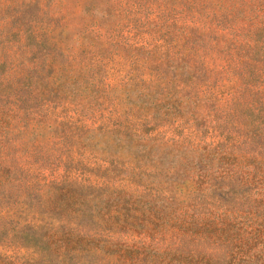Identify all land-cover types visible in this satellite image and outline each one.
Wrapping results in <instances>:
<instances>
[{"label": "trees", "instance_id": "trees-1", "mask_svg": "<svg viewBox=\"0 0 264 264\" xmlns=\"http://www.w3.org/2000/svg\"><path fill=\"white\" fill-rule=\"evenodd\" d=\"M155 2L129 5L128 35L80 26L69 44L65 35L75 24L53 15L50 1L0 0V234L29 251L0 254V264H92L94 254L125 264H264V0ZM150 30L159 33L152 44L134 40ZM112 61L125 70L114 82L101 76ZM137 86L148 87L142 103L125 94L139 95ZM115 87L112 106L132 122L104 129L54 113L69 106L93 112ZM171 89L179 102H209L207 124L222 138L144 133L155 92ZM109 142L129 159L101 147L107 164L98 168L123 182L51 180L46 209L58 219L40 222L43 203H31L34 191L39 196L32 180L66 151L95 153ZM131 155L151 161L130 164ZM112 228L148 240L170 228L197 242H124L112 238Z\"/></svg>", "mask_w": 264, "mask_h": 264}, {"label": "rangeland", "instance_id": "rangeland-1", "mask_svg": "<svg viewBox=\"0 0 264 264\" xmlns=\"http://www.w3.org/2000/svg\"><path fill=\"white\" fill-rule=\"evenodd\" d=\"M50 3H46V5H50V11L52 14H56L62 16L67 19L70 23L75 24V28L66 32L65 39L69 44L73 43L71 40L72 31L75 32L77 28L96 25L100 27L102 30L107 31V33H113L117 31V33H122L123 35H128L127 31L128 27L126 25L130 8L129 5H133L134 1L141 2L144 6H149L152 8H156L157 2L155 0H47ZM256 3V1H255ZM254 4V3H253ZM135 16L141 14L142 11L134 12ZM216 22L217 20L213 18ZM158 32L156 31H148V33H141L140 37H136L134 40L137 43H147L150 41L152 44L156 40L150 39L152 35L158 37ZM110 34L106 36V39H109ZM135 37V36H134ZM111 39L107 40L110 41ZM152 40V41H151ZM106 49L102 51L103 55L108 54L107 49L109 48V44L106 43ZM106 59V58H105ZM107 67V71L101 76L106 75V79L110 82H114L115 79L121 78L124 75L125 70L119 71L120 65L116 61H112L109 63ZM167 70L165 66H162ZM126 84V82L124 83ZM127 88V86H126ZM130 88H134L130 86ZM137 91H141L138 95L135 90L125 91V94L130 99V101L136 103H142L143 100L147 99V94L144 92L147 91L148 87L142 88L141 86L136 87ZM166 90H157L155 92L156 100L155 103L157 107L154 111H150V108H147L148 119L145 121L146 126L148 127L144 131V133H150L151 135L158 133L159 136L163 138H175L182 141H202V140H213L217 141L222 138V135H217L216 131L207 124L210 118L209 113V102L208 105L206 102H202L201 100L195 99L191 102V99L186 100V96L182 101H178L180 96V92L176 89H171L169 93H165ZM188 93V90H185ZM145 94V95H144ZM149 94V93H148ZM119 95V88L115 87L111 90L110 95L107 99L100 100L95 107L93 112H89L86 108H80L77 106L75 110L69 106V109L64 108H56L54 113L58 116H66L70 115L73 119H78L79 121H84L90 126H102L104 129L107 128H118L119 123H127L132 122V120L126 119L125 113L120 114L114 106H112V101L117 100V96ZM114 99V100H113ZM186 100V101H184ZM178 101V102H177ZM184 101V102H183ZM123 103V101L121 100ZM71 108V109H70ZM210 109L213 110L212 106ZM143 112H146L145 109ZM82 111L84 113H80ZM151 112V113H150ZM127 120V121H126ZM133 122H136L135 120ZM225 123V121H224ZM133 124V123H131ZM151 127V128H150ZM121 128V127H120ZM132 128V127H131ZM105 133H96V140L101 141L103 138H106L107 131L104 130ZM103 134V136L101 135ZM116 135L117 133H112V135ZM104 140H102L103 142ZM130 147V140H127ZM104 147L107 151H112L116 154L121 153L120 158L127 162L129 159L127 156L129 155L127 151L119 149L118 146L113 144L112 142L107 143L106 146L101 145L98 148L94 147L95 153H89L81 150H70L66 151L63 155L60 163L54 164V166H49L44 168L39 174L38 178L33 179L32 182L37 184L36 193L39 195H35L34 192L31 195V203L36 202V197L41 198L42 206L39 210L41 215H38L37 218L40 219V222H57V214H51V210L46 209L50 201V196L54 193L52 186L49 185L51 180H66L73 185H102L104 183H108L111 185H120L123 181L119 180L115 177V171L108 170L102 171L98 168V165L102 167L101 164H107V160L103 157L105 155L104 150H100L99 148ZM127 147L126 149H128ZM133 156L130 164L137 162L139 164L149 163L150 158L142 155V156ZM121 174V173H120ZM39 179V180H38ZM35 186V185H34ZM142 187V186H139ZM35 199V200H34ZM30 210H33L31 207ZM55 215V216H54ZM162 229V230H161ZM112 238L121 240L124 242H133L137 240H145L148 238L143 234L136 233L133 230H117L110 229L109 231ZM152 233H157L153 237H150L148 241H150L153 246L156 247H165V246H174L179 245L181 247H190L193 246L197 241L193 238H190L184 233H178L174 229L170 228H158ZM29 252L24 247H19L14 244L13 241H9L2 234H0V254L6 255H24ZM92 264H125L118 260H113L112 256H107L103 254H94L91 257Z\"/></svg>", "mask_w": 264, "mask_h": 264}]
</instances>
